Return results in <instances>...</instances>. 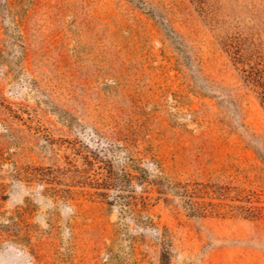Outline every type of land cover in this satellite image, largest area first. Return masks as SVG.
<instances>
[{
    "label": "rangeland",
    "instance_id": "rangeland-1",
    "mask_svg": "<svg viewBox=\"0 0 264 264\" xmlns=\"http://www.w3.org/2000/svg\"><path fill=\"white\" fill-rule=\"evenodd\" d=\"M230 40L264 75V0H0V264H264Z\"/></svg>",
    "mask_w": 264,
    "mask_h": 264
},
{
    "label": "trees",
    "instance_id": "trees-1",
    "mask_svg": "<svg viewBox=\"0 0 264 264\" xmlns=\"http://www.w3.org/2000/svg\"><path fill=\"white\" fill-rule=\"evenodd\" d=\"M227 47L229 49V52H231L233 60L242 64L246 79L259 90L261 105L264 109V75L258 73L252 65L248 64V62L243 59L241 51L238 50L237 45L235 43H232L231 40L227 43ZM166 256V252H162L161 260Z\"/></svg>",
    "mask_w": 264,
    "mask_h": 264
}]
</instances>
